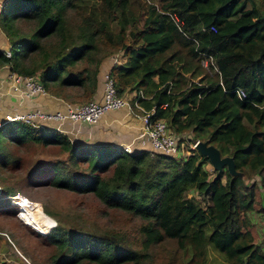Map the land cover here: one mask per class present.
<instances>
[{"label": "trees", "instance_id": "trees-1", "mask_svg": "<svg viewBox=\"0 0 264 264\" xmlns=\"http://www.w3.org/2000/svg\"><path fill=\"white\" fill-rule=\"evenodd\" d=\"M0 29L10 51L0 49V66L38 76L56 97L75 90L77 104L93 98L103 59L120 53L123 61L109 68L118 94L141 91L138 103L153 107L152 118L165 120L174 134L215 145L235 164V174L210 173L196 149L181 157L126 152L73 141L49 125L3 122L0 171L22 164L11 144L56 146L69 160L86 162L88 173L73 177L58 160L42 168L50 183L91 194L115 227L126 226L116 228L122 246L108 236L50 229L42 215L39 226L50 230L35 233L63 252L53 264H140L147 255L141 245L156 252L148 254L154 264H205L209 243L231 263L264 264L248 216L253 177L264 189V0H5ZM5 205L0 200V210Z\"/></svg>", "mask_w": 264, "mask_h": 264}, {"label": "rangeland", "instance_id": "rangeland-1", "mask_svg": "<svg viewBox=\"0 0 264 264\" xmlns=\"http://www.w3.org/2000/svg\"><path fill=\"white\" fill-rule=\"evenodd\" d=\"M4 1L0 3V8H2ZM8 41V37L0 29L1 50H9ZM4 42H7V45L5 48H1ZM116 53L118 52H115L114 55H107L103 61H109L112 64L119 62L122 58L119 56L120 53ZM10 73L13 72H10L6 65L0 66V122H2L4 113H7L6 111L15 110L12 107L14 106L12 102L25 100V97H28L22 88L15 89L13 87L12 80L9 77ZM65 92L66 100L78 101L77 96L74 95L77 91L66 89ZM131 96H126V99H131ZM8 98L10 102H8L7 107L5 99L8 101ZM128 103L129 105L127 106L132 113H139L137 108L133 106L132 100H128ZM9 105L12 108H9ZM62 110L66 111V109ZM65 119L73 120L69 117ZM42 122L43 125H48L46 124L48 121ZM189 135L186 133L183 136L186 145L196 140L192 134L191 137ZM5 141L6 139H3L2 143ZM149 146L152 148L150 141ZM10 148L13 154L22 156L23 160L21 161L22 164L16 169L5 168L4 171H0V200L6 204L4 209L0 210V264H53L54 260L61 257V254H63L61 250H56V248L47 245L35 233L37 232L36 230L44 231L37 222L42 215L46 216L48 221L53 224L50 229L52 227H61L68 232L83 231L98 236H108L118 241L120 245L127 246L120 236L121 233H119L120 235L117 234L118 229H116L126 226L117 225L115 227L114 222L108 215L110 210L101 211L102 206L91 194L75 193L67 188L53 185L50 183V173L42 169L60 160L65 162L68 174L77 177L88 173L85 166L86 162L69 160L65 152L53 145L42 148L39 144H26L21 147H15L14 144H11ZM189 150L191 151V149ZM179 153L184 155L189 152ZM206 168L210 173L215 170L210 162L206 165ZM253 178L257 182L255 187V206L248 211V216L255 241L264 250V189L258 183L260 177L256 175ZM245 182L249 185L252 183V179L246 178ZM6 187H9L10 191H6ZM8 193H21V196L19 195L15 199L17 204L22 205L26 213L31 217V225L20 219L19 205L12 203L7 198ZM188 194L196 195L192 190ZM117 218L122 219L123 216L117 215ZM114 229L116 230L115 232H113ZM146 247L148 248V245H141L138 248L142 253L147 254L146 257L141 258L140 264H154L148 254L153 252L156 255V252L152 248L149 247L147 249ZM206 249L205 264H239L229 262L210 243ZM64 254L66 255V251Z\"/></svg>", "mask_w": 264, "mask_h": 264}, {"label": "built area", "instance_id": "built-area-1", "mask_svg": "<svg viewBox=\"0 0 264 264\" xmlns=\"http://www.w3.org/2000/svg\"><path fill=\"white\" fill-rule=\"evenodd\" d=\"M3 1L4 0H0V3ZM4 53L6 56L10 55V51L8 49H5ZM201 63L204 67H208V60L206 58L202 59ZM214 70L217 71L216 68H214ZM9 77L12 80L11 82L13 87L15 89L22 88L28 96L45 92L42 83L36 75L22 76L16 73H10ZM236 91L239 97L244 95V92L241 89H237ZM137 93L138 95L143 96L141 91H135L131 96V99H126L127 95L125 94H118L116 85L114 84L113 79L109 76V71H107L103 76V94L100 100H96L93 97L86 102L76 104L74 107L72 105L68 106L65 112H8L4 114L0 125L9 120H24L29 124L42 126V123H37L35 121L51 119L62 120L67 117L81 122L94 123L106 111L117 109L124 105H129L128 100H132L134 107H136L139 112H135L134 114L139 116L142 121V135H145L152 145V148L149 150L151 153L161 152L166 155L181 157L186 156L187 153L185 152H190L189 149H195V144L198 139L189 143V145L187 144V146L183 140L184 134H174L169 129L165 120L161 118H152V114L154 113L153 107L151 109L143 108L138 103V99L136 97ZM122 148L126 152L131 151L129 144L122 145ZM179 152H184L185 154L183 155ZM16 195L17 193L8 195V197L12 203L17 205L15 199Z\"/></svg>", "mask_w": 264, "mask_h": 264}, {"label": "crops", "instance_id": "crops-1", "mask_svg": "<svg viewBox=\"0 0 264 264\" xmlns=\"http://www.w3.org/2000/svg\"><path fill=\"white\" fill-rule=\"evenodd\" d=\"M6 45L7 42H4V45L1 48H5ZM111 64L112 62L103 61L100 66V71L98 73V85L96 92L93 95L96 100H100L102 98L103 76L105 72L109 71ZM132 92L134 93V91H131L125 92L124 94L131 96V94L133 95ZM25 98V100L12 102L14 103V106L12 107H14L15 110H8L6 112H65L62 109H67L68 106H75L77 104L64 98L51 95L46 91L44 93H36ZM8 102H10V99L8 98V101L5 99L7 107L9 104ZM12 107L9 105V108ZM42 121H48L46 124L63 131L73 141L90 142L94 144H110L115 146L129 144L131 151L151 149L148 138L145 135H142L141 119L139 116H136L134 113H132L127 105L117 109L108 110L94 123H86L68 119L39 120L37 123L43 124Z\"/></svg>", "mask_w": 264, "mask_h": 264}, {"label": "water", "instance_id": "water-1", "mask_svg": "<svg viewBox=\"0 0 264 264\" xmlns=\"http://www.w3.org/2000/svg\"><path fill=\"white\" fill-rule=\"evenodd\" d=\"M195 149L197 152L205 155L208 158L215 170L226 168L229 173H236L233 157L230 155H222L220 150L215 145L208 143L205 140L198 139L195 144ZM36 231L40 233H46L39 230Z\"/></svg>", "mask_w": 264, "mask_h": 264}, {"label": "bare ground", "instance_id": "bare-ground-1", "mask_svg": "<svg viewBox=\"0 0 264 264\" xmlns=\"http://www.w3.org/2000/svg\"><path fill=\"white\" fill-rule=\"evenodd\" d=\"M20 194H21V193H17L16 197H18ZM20 196H21V195H20ZM17 205H19V207H21L24 211H26L25 208H24L22 205H20V204H17Z\"/></svg>", "mask_w": 264, "mask_h": 264}, {"label": "clouds", "instance_id": "clouds-1", "mask_svg": "<svg viewBox=\"0 0 264 264\" xmlns=\"http://www.w3.org/2000/svg\"><path fill=\"white\" fill-rule=\"evenodd\" d=\"M38 232V231H37ZM40 233V232H39ZM47 233V232H46ZM41 234H45V233H41Z\"/></svg>", "mask_w": 264, "mask_h": 264}]
</instances>
